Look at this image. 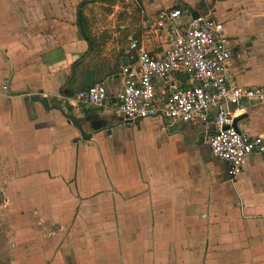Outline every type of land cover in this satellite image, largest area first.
Returning <instances> with one entry per match:
<instances>
[{"label": "crops", "instance_id": "crops-1", "mask_svg": "<svg viewBox=\"0 0 264 264\" xmlns=\"http://www.w3.org/2000/svg\"><path fill=\"white\" fill-rule=\"evenodd\" d=\"M82 1L0 0V264H264V154L233 181L210 154L212 115L125 123L110 107L67 102L86 71L119 90L131 40L160 57L156 15L180 7L223 23L235 84L263 85L264 0H139L126 44L101 53L79 34ZM244 115L239 131L264 137V103Z\"/></svg>", "mask_w": 264, "mask_h": 264}, {"label": "built area", "instance_id": "built-area-1", "mask_svg": "<svg viewBox=\"0 0 264 264\" xmlns=\"http://www.w3.org/2000/svg\"><path fill=\"white\" fill-rule=\"evenodd\" d=\"M186 19L183 23L179 21ZM163 33L168 47L154 57L137 40L128 43L126 56L134 62L120 70L121 88L103 84L67 98L71 107H110L121 122L161 119L171 124L213 116L214 132L207 144L213 158L227 168L231 180L242 174L246 159L264 154V137L236 132L235 118L246 104L264 103V84H235L228 71L232 45L223 23L213 17L192 18L187 8H170L156 15L154 34ZM3 90H7L3 86Z\"/></svg>", "mask_w": 264, "mask_h": 264}, {"label": "rangeland", "instance_id": "rangeland-1", "mask_svg": "<svg viewBox=\"0 0 264 264\" xmlns=\"http://www.w3.org/2000/svg\"><path fill=\"white\" fill-rule=\"evenodd\" d=\"M91 7L86 8L87 14V30L93 37L94 49L101 53L99 49H121L126 44V34L128 28H123L126 22L131 18L128 26L133 28L138 22L137 15L139 12V0H98ZM132 11L131 14L129 10ZM186 19H181L183 23ZM91 227H84V233H87ZM84 249L90 250L91 243H84ZM97 249L101 251L118 250V243L101 241L98 243ZM94 249L96 244L94 243Z\"/></svg>", "mask_w": 264, "mask_h": 264}, {"label": "water", "instance_id": "water-1", "mask_svg": "<svg viewBox=\"0 0 264 264\" xmlns=\"http://www.w3.org/2000/svg\"><path fill=\"white\" fill-rule=\"evenodd\" d=\"M191 15H192V18H193V19H196V18L198 17V14H197L196 12H193ZM133 62H134L133 60H129V61H128L129 64H131V63H133ZM122 64L125 66V65L127 64V60H126V59H123V60H122ZM84 83H85V87H86V88H92V87H93V85H94V73H93V71H86V73H85V78H84ZM18 94H20V93H18ZM40 103H41V105H42L45 109L48 108V106H47V100H46L45 98H41V99H40ZM250 104H252V103H250ZM67 118H68V120L72 123V125L75 126V127L79 130V132H80V134H81V137H82L83 139L87 140V139H89V138L91 137L90 134H85V133H84V131L82 130L80 124H79L78 121L75 119V117L69 115ZM244 118H245V115H244V116H239V117L235 118L234 121H233L232 128H233L236 132H238V133H239L240 131H239V129H238V125H237V124H238L239 121H241V120L244 119Z\"/></svg>", "mask_w": 264, "mask_h": 264}, {"label": "trees", "instance_id": "trees-1", "mask_svg": "<svg viewBox=\"0 0 264 264\" xmlns=\"http://www.w3.org/2000/svg\"><path fill=\"white\" fill-rule=\"evenodd\" d=\"M98 2V0H85L79 3L77 6L76 11V25L79 29V34L82 37V39L87 43L88 46V52H90L92 49H94V41L93 37L90 35V33L87 30V17L84 14L85 8L91 3Z\"/></svg>", "mask_w": 264, "mask_h": 264}]
</instances>
